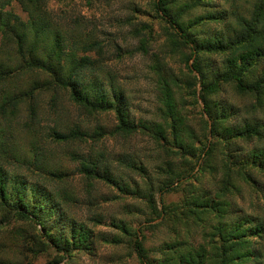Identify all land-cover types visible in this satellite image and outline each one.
Segmentation results:
<instances>
[{
	"label": "rangeland",
	"instance_id": "374dc122",
	"mask_svg": "<svg viewBox=\"0 0 264 264\" xmlns=\"http://www.w3.org/2000/svg\"><path fill=\"white\" fill-rule=\"evenodd\" d=\"M155 1H45L49 20L64 22L62 25L66 26L72 41H79L80 45L97 43L93 51L85 54L95 63L96 72L105 84L111 81L123 89L130 120L136 129L124 134L118 130L112 112H86L74 105L64 91L56 94L55 113L50 108V99L55 93L50 90L35 91L31 102L26 96L15 106L0 111V143H8L5 155L12 153L18 157V160L9 158L7 165L0 154V164L15 176L20 175L31 184L47 189L52 201L45 203V207L53 204L61 217L58 221L66 226L63 232H67L69 238L71 226L78 230L70 252L46 246L44 231L38 232L39 226L12 215L15 206L0 202V264H146L136 257V238L142 242L150 264H177L178 249L182 246L192 251L203 249L204 264H217L211 259V247L221 242L216 229L218 214H200L194 208L181 209L175 205L192 195L204 200L210 195L217 196L220 187L217 183L224 178L226 169L231 174L230 184L222 197L217 196L224 210L222 215L237 223L246 218L247 232L257 223L264 225V172L253 171L251 181L243 179L234 171L239 167L227 160L224 144L217 138L206 137L198 111L203 109V104L198 100L199 107L196 106L183 84L187 80L185 65L190 61L188 51L178 52L170 46L168 34L171 31L157 15ZM256 1L209 0L208 8L206 5L192 7L193 0H165L172 14H181L183 26L207 13L215 15L214 11L218 10L230 28L240 16L249 13ZM0 4L4 12L14 14L21 21L27 19L18 0H0ZM205 24L208 23H197L194 34H203ZM207 28L219 31L224 25L212 23ZM141 44L147 48L146 54L138 51ZM77 54L83 55L81 51ZM156 63L177 83L163 84L161 73L154 67ZM43 78L41 73L29 70L19 72L8 83L0 81V105L6 90L20 95L42 86ZM167 90L184 124L180 134L188 149L176 147L164 119L161 99ZM215 98L225 100L237 110L232 120L264 123V93L257 99L253 95L239 96L228 87ZM30 104L36 111L34 126L30 124ZM156 125L160 133L155 132ZM70 126L83 132L81 139L66 143L51 140L52 128L63 130ZM262 132V140L238 139L233 142L232 150L246 158L251 150L264 149V130ZM206 143L208 147L214 145L213 152L210 157L199 159ZM19 157L23 163H19ZM95 159H100L101 170L106 169L122 188L110 181L89 178L81 171L82 164ZM128 161L137 168H130ZM46 170L52 176L47 175ZM178 173L196 175L175 190L160 195L159 189ZM172 186L175 188L177 183ZM148 195L152 197L155 212L149 205ZM31 200L25 197L24 202L31 205ZM170 205L173 209L156 219L163 206ZM153 219L156 223H150ZM247 242L236 256L248 255L249 250L252 254H262L263 260L264 237L249 236ZM240 260L235 258L234 262Z\"/></svg>",
	"mask_w": 264,
	"mask_h": 264
},
{
	"label": "trees",
	"instance_id": "16d2710c",
	"mask_svg": "<svg viewBox=\"0 0 264 264\" xmlns=\"http://www.w3.org/2000/svg\"><path fill=\"white\" fill-rule=\"evenodd\" d=\"M45 1L18 0L23 11L27 14L25 21H21L19 17L10 12H4L3 4H0V81L8 83L19 72L29 70L44 76L42 86L33 87L23 94L19 95L6 90L1 98L0 111L4 112L11 105L15 106L26 96L31 102L35 91L41 93L50 90L55 93L50 99V108L55 113L56 94L58 91H64L67 92L69 100L77 107L92 114L112 112L117 120L118 130L124 134L134 132L136 126L130 120L129 106L123 89L111 81L105 84L96 72L97 66L85 54L93 51L97 43L91 41L80 45L81 42L72 41L66 26L62 25L64 22L60 23L59 19L58 22L49 20V12L45 10ZM208 1L193 0L192 7L206 5L209 8ZM154 7L159 18L166 23L171 31L168 34L170 46L178 52L186 49L188 60L193 59L191 66L186 62L187 80L183 84L190 91L194 104L199 107L198 97L203 104V109L198 111L206 129V137L217 138L219 142L223 143L227 160L231 162L232 166L239 167L234 171L240 174L243 179L251 181L253 171L264 172V149H253L246 158H242L232 150V144L238 139L256 138L262 140L264 123L232 120L236 116L237 110L223 99L216 100L215 96L223 94L224 88L228 87H232L239 96L253 95L257 96V99L264 93V0L254 2L249 13L246 16H240L232 28L226 23L222 12L218 10L214 11L215 15L207 13L206 16L195 18L187 23V26H183L180 21L181 14H172L165 0H156ZM199 22L208 24H205L206 31L203 34L196 35L193 28ZM212 23L224 25V28L212 31L207 28ZM78 51H81L83 55H78ZM138 51L146 54L147 48L141 44ZM155 60L158 59L155 58ZM262 62L263 67L258 73ZM154 67L161 73L159 77L163 84L177 83V80L159 63H156ZM163 95L161 99L162 111L170 128L172 141L176 143L177 148L188 149V146L181 140L180 133L184 129V124H182L172 96L168 90L164 91ZM28 109L32 117L30 124L34 126L36 111L32 104ZM204 114L211 121L210 128ZM154 129L156 133H160L158 125ZM51 131L50 138L57 143L70 142L81 139L83 136V132L76 126H70L63 130L56 127ZM213 146L211 144L208 147L207 143L204 144L198 158L210 157ZM7 149L8 143L1 142L0 154L4 160H7L8 165L9 158L18 160V157L11 155L12 153L5 155ZM21 161L22 157H19V163H23ZM100 163V159L90 160L88 163L82 164L81 171L89 178L110 181L117 188H122L112 176H109L106 169L101 170ZM128 166L137 168L136 164L131 161H128ZM46 174L52 176V173L47 170ZM195 175L194 173L176 174L169 184L159 189L160 195L175 190L183 181L186 182ZM230 177L231 174L226 169L224 178L217 183V185L220 184L217 196H223L224 191L229 187ZM174 183H177L175 188L172 186ZM217 196L211 197L210 195L208 200H204L192 195L190 198H184L175 206L181 209L194 208V211L200 214H218L216 229L220 233L221 242L211 247V259L217 261V264H245L247 261H250V264H264V259H261L262 254L258 252L252 254L248 250V255L236 256L237 252L248 243L247 237L254 235L264 237V225L260 226L257 223L247 232L248 220L246 218V220H238V223L232 219L226 220L225 215H222L224 213L222 203L217 201ZM25 197L32 198L31 205L24 202ZM148 199L150 207L155 212L156 209L150 195H148ZM48 201H52V198L46 188L42 185L39 187L33 185L20 175L19 177L15 176L0 164V202L4 205L15 206L12 215L28 219L39 226L38 232L44 231L43 236L46 239L43 243L46 246H54L61 251L70 252L74 249L73 239L78 230L75 226H71L69 238L67 232H63L66 226L58 221L61 217H58L53 204L50 203L48 207H45V203ZM28 207L30 209L26 210ZM172 209L171 205L163 206L161 212L155 213L156 219ZM151 221H155V219ZM171 247L175 248L173 245ZM134 250L141 263L150 264L146 250L138 238L134 241ZM201 251L204 250L192 251L188 246H182L178 249L177 264H204ZM235 258L242 260L234 262ZM259 258L262 261H259Z\"/></svg>",
	"mask_w": 264,
	"mask_h": 264
},
{
	"label": "water",
	"instance_id": "95a60500",
	"mask_svg": "<svg viewBox=\"0 0 264 264\" xmlns=\"http://www.w3.org/2000/svg\"><path fill=\"white\" fill-rule=\"evenodd\" d=\"M192 61H193V59H191V60L189 61V65H190V66H191V64H192ZM195 74H196L197 77H199V75H198L197 72H195ZM198 93H199V92H198ZM198 100H199V102H201L199 97H198ZM204 116H205V118H207V121H208V124H209V128H210V121H209V118L207 117V115H204ZM150 223H156V221H152V222H150Z\"/></svg>",
	"mask_w": 264,
	"mask_h": 264
}]
</instances>
